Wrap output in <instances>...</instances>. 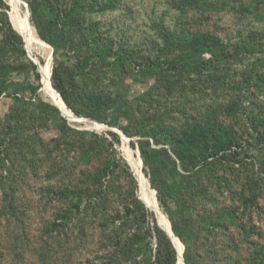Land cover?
I'll use <instances>...</instances> for the list:
<instances>
[{
	"label": "rangeland",
	"instance_id": "374dc122",
	"mask_svg": "<svg viewBox=\"0 0 264 264\" xmlns=\"http://www.w3.org/2000/svg\"><path fill=\"white\" fill-rule=\"evenodd\" d=\"M23 1L65 110L0 0V264H155L173 179L190 264H264V0Z\"/></svg>",
	"mask_w": 264,
	"mask_h": 264
},
{
	"label": "trees",
	"instance_id": "16d2710c",
	"mask_svg": "<svg viewBox=\"0 0 264 264\" xmlns=\"http://www.w3.org/2000/svg\"><path fill=\"white\" fill-rule=\"evenodd\" d=\"M9 17H10V21L12 23V26L15 29L14 22H13L11 16H10V14H9ZM15 31L18 33V31L16 29H15ZM13 33L14 32L11 29H9V28L6 29L4 31L5 40L6 39L8 40L9 37L15 36V34H13ZM25 48H26V46H25ZM54 54L55 53H53V56H54ZM41 62L43 63L42 60H41ZM41 62H39V60H38L39 64H42ZM59 75H60L59 67L56 64V62L54 61V64L51 67V76H49V82L51 80L50 84H52V86L64 98L63 91H62V89L59 86ZM36 77L37 78L39 77L38 72H36ZM54 92L56 93V91H54ZM168 135H171V134H166L165 136H168ZM154 142L158 143L159 140L158 139H154ZM130 143H131V145H133L132 142H130ZM172 151L175 154V156H177L179 158V160H180L178 150L173 148ZM153 153L157 154V155L161 154V153H166V161H165L164 164L165 165H169V163H170V165L171 164L172 165L165 172H163V175H164V177H175V171L177 172V167H176V164H175V160L172 159L169 154H167L165 149L164 148H159L157 150H154ZM141 156H142V160H143L144 164H146V160H145L144 155L141 154ZM198 157H199V155H191L190 156L191 159H194V158L196 159ZM160 163H162V162H160ZM179 163H180L181 169L184 172H188V174H183L182 175L185 178V181H183V182L186 183L187 182V178L189 177V173H190L189 169L186 167V164L184 163L183 158H181ZM143 170L145 171V168H143ZM153 187L156 189V198H157V202H158L159 208H161L163 212H165L168 200L172 201V200L176 199V197L179 198V200H180L179 201V205L181 206V213H182V218H183L184 217V212H185L183 208L185 206H188L187 200L189 199V196L187 194V197H186L185 194H182V192H181L182 188H179V187H177L175 185V179L171 180V182H169L167 184L166 189L164 191V194L162 193L161 190H159L155 186H153ZM186 210H187V208H186ZM148 214L150 216H152L151 212H149ZM153 220L154 219L152 218V221ZM168 220L170 221L171 229H172L173 233L180 239L182 244H184V251H183L184 260H185L186 264H190L188 262V260H187L188 245H186L187 243H186V241L184 239V234H183L184 232H183V230H181L179 228L178 224L176 222H174V220L172 218L169 217ZM149 233L152 235V238H154V254H153V257H154L155 264H176V259H177V256H178V249H177V246H176V242L173 240V238L170 237V240L172 242V244H171V242L168 239V237L165 234V232L162 231L160 228H158L155 223H153L152 227L149 229Z\"/></svg>",
	"mask_w": 264,
	"mask_h": 264
},
{
	"label": "bare ground",
	"instance_id": "6f19581e",
	"mask_svg": "<svg viewBox=\"0 0 264 264\" xmlns=\"http://www.w3.org/2000/svg\"><path fill=\"white\" fill-rule=\"evenodd\" d=\"M8 1L10 3V8H11V11H12L13 18L15 20L16 30L23 37V39L26 41V43L28 45L35 44L38 47H40V48H42L44 50H47L48 53H49L50 52L49 46H47L45 43H43L42 40L38 36L35 35L34 29L29 24L25 12H22V10H21V1H19V0H8ZM50 67H51V59L47 58V60L43 63V66H42V69H41V75H42L41 82H42L43 86L48 88V91H47L48 94L47 95H48L49 99L51 100V102L54 105H56L58 108L64 109L63 103L61 102V100L59 98L56 97L53 89L51 88V85H50V82H49ZM138 167H139V165L136 167L137 174H138L137 176H138V180H141V177H142V173L141 172L142 171H140ZM146 187H147L146 190L148 192V195H145V197H146L145 199H146V201L148 202V204L151 207L155 208L156 203H155V201H153L154 204H155V206H154V204H153V202L151 200L152 198H151V195H150L148 184H147ZM154 195L155 194L153 193V196ZM156 214H158V211L156 212ZM159 218H161V217H159ZM159 221H160V219H159ZM160 225H161V223H160ZM162 228L176 242V245H177V248H178L179 262L181 264V259H182V258H180L181 257V249H182L181 248V243L177 240V238H175L174 236H172L170 234L169 227L168 228H164L162 226Z\"/></svg>",
	"mask_w": 264,
	"mask_h": 264
},
{
	"label": "water",
	"instance_id": "95a60500",
	"mask_svg": "<svg viewBox=\"0 0 264 264\" xmlns=\"http://www.w3.org/2000/svg\"><path fill=\"white\" fill-rule=\"evenodd\" d=\"M19 1H21V2H23L24 3V12H25V14H26V16H27V19L29 20V12H28V6H27V4H26V2L25 1H23V0H19ZM42 42L43 43H45L47 46H49V48H50V52H49V54H48V58L49 59H51L52 58V48L50 47V45L49 44H47L46 42H44L43 40H42ZM27 50V49H26ZM29 55V54H28ZM30 56V58L32 59V61L37 65V68H38V59L37 58H35V57H33V56H31V55H29ZM50 75H51V67H50ZM51 85V84H50ZM51 88L54 90V91H56L55 89H54V87L51 85ZM56 93L59 95V93L56 91ZM60 96V95H59ZM62 100V99H61ZM61 111V110H60ZM62 113V112H61ZM63 114V113H62ZM64 115V114H63ZM112 129H113V131H115L117 134H119V136L122 138V139H125L126 141H127V143H128V140L124 137V135H123V133L119 130V129H117L116 127H112ZM139 159H140V161H141V158H140V156H139ZM141 164H142V161H141ZM142 170V169H141ZM142 173H143V175H144V178H145V180H147V177H146V175L144 174V172H143V170H142ZM147 182H148V180H147ZM148 184H149V182H148ZM149 186H150V184H149ZM150 189L153 191V193L155 194V202H156V204H157V208H159V205H158V202H157V198H156V191L154 190V189H152L151 187H150ZM150 210V209H149ZM159 210H160V208H159ZM161 211V210H160ZM153 212V211H152ZM162 212V211H161ZM162 215L166 218V220H167V222H168V226H169V232H170V234L172 235V236H174L175 238H177V240L181 243V245H182V247H183V251H184V246H183V244H182V242L180 241V239L173 233V231H172V229H171V224H170V221L168 220V218L164 215V213L162 212ZM159 224V223H158ZM161 227V226H160ZM162 228V227H161ZM162 230L165 232V230L162 228ZM165 234L167 235V237H168V239L170 240V236H169V234L167 233V232H165ZM170 242H171V240H170ZM171 244H172V242H171ZM174 247V246H173ZM175 249V248H174ZM183 264H185V262H184V259H183Z\"/></svg>",
	"mask_w": 264,
	"mask_h": 264
}]
</instances>
